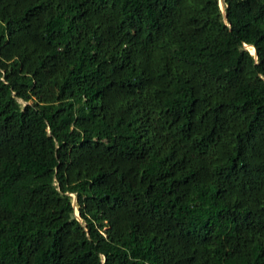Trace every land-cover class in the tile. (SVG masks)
<instances>
[{
	"label": "trees",
	"instance_id": "trees-1",
	"mask_svg": "<svg viewBox=\"0 0 264 264\" xmlns=\"http://www.w3.org/2000/svg\"><path fill=\"white\" fill-rule=\"evenodd\" d=\"M0 264H264V0H0Z\"/></svg>",
	"mask_w": 264,
	"mask_h": 264
},
{
	"label": "clouds",
	"instance_id": "clouds-1",
	"mask_svg": "<svg viewBox=\"0 0 264 264\" xmlns=\"http://www.w3.org/2000/svg\"><path fill=\"white\" fill-rule=\"evenodd\" d=\"M220 4L222 5L221 2H220ZM222 7H223V5H222ZM221 10H222V9H221ZM248 47H249V46H245V49L249 51ZM251 48H253V47H251ZM253 49H254V48H253ZM249 53H250L253 57L257 58L255 49H254V54H252L250 51H249ZM74 201H75V200H74ZM76 213H77V211H76ZM76 216L78 217V214H77Z\"/></svg>",
	"mask_w": 264,
	"mask_h": 264
},
{
	"label": "rangeland",
	"instance_id": "rangeland-1",
	"mask_svg": "<svg viewBox=\"0 0 264 264\" xmlns=\"http://www.w3.org/2000/svg\"><path fill=\"white\" fill-rule=\"evenodd\" d=\"M219 5H220V8L223 10V7H222V5L219 3ZM250 51V50H249ZM252 53H253V51H251ZM73 202H74V200H73ZM75 215H77V213L75 214Z\"/></svg>",
	"mask_w": 264,
	"mask_h": 264
},
{
	"label": "bare ground",
	"instance_id": "bare-ground-1",
	"mask_svg": "<svg viewBox=\"0 0 264 264\" xmlns=\"http://www.w3.org/2000/svg\"><path fill=\"white\" fill-rule=\"evenodd\" d=\"M253 52H254V49H253Z\"/></svg>",
	"mask_w": 264,
	"mask_h": 264
}]
</instances>
